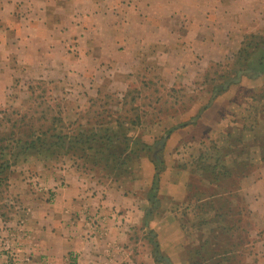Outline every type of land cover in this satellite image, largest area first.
Instances as JSON below:
<instances>
[{
    "label": "crops",
    "instance_id": "crops-1",
    "mask_svg": "<svg viewBox=\"0 0 264 264\" xmlns=\"http://www.w3.org/2000/svg\"><path fill=\"white\" fill-rule=\"evenodd\" d=\"M156 1L164 2L165 8H157ZM253 1L0 0V124L10 126L5 113L18 82L40 79L60 85L63 81L65 86L70 80L74 85L89 84L87 97H94L111 82L126 84L135 71L146 67L167 83L197 81L205 67L238 51L243 35L259 32ZM113 34L115 40L109 38ZM247 86L253 92L263 88ZM214 111L218 113L217 106L197 123L177 129L175 133L182 134L177 144L224 131L223 119L217 120ZM241 122L231 123L227 137L251 130H244ZM177 158L163 161L156 209L150 208L148 196L155 166L146 160L145 184L133 180L128 187L117 178L98 182L71 166L51 173L41 170L33 180L53 193L52 200L42 201L20 172L22 167L29 169L34 158H24L7 186L21 201L12 203L14 213L6 219L0 215L1 228L14 230L2 233L9 240H0V261L7 258L4 249L16 247L17 264H159L158 253L171 264H185L181 211L191 212L196 200L206 208L210 197L220 199L221 192L197 198L194 174ZM256 185H264V174ZM201 188L206 189L204 181ZM249 191L250 186L244 189L246 207L254 211ZM261 196L258 206L264 213V191ZM213 209L220 210L215 205ZM259 259L258 264H264V254Z\"/></svg>",
    "mask_w": 264,
    "mask_h": 264
},
{
    "label": "rangeland",
    "instance_id": "rangeland-1",
    "mask_svg": "<svg viewBox=\"0 0 264 264\" xmlns=\"http://www.w3.org/2000/svg\"><path fill=\"white\" fill-rule=\"evenodd\" d=\"M156 2L157 8H165L164 2ZM251 6L259 14L255 19L259 32L256 35H243L241 48L205 67L200 71L197 81L167 83L155 71L152 73L146 67L135 71L133 78L126 84L111 82L108 90L104 88L94 97H87L85 90L89 84L74 85L70 80L65 86L63 81L60 85L58 82L50 83L40 79L24 84L18 82L11 90V103L5 113V120H8L10 126L0 124V164L7 165L0 173L2 218L6 219V214L14 213L13 202L17 204L21 201L7 191V186L11 176L18 171V162L24 158H34L28 165L29 169L22 167L20 171L25 174L24 180L29 179L30 190L34 195L37 194L39 200L48 201L53 199V193L41 190L38 181L33 179L39 178L41 170L51 173L63 166H71L102 183L117 178L127 187L132 185L133 180H141L140 184H145L143 163L146 160L153 164L156 145L165 134H169L160 152L162 161L166 158L173 161L179 157L181 165L194 174L191 182L197 198L201 193L209 196L221 192L220 199L210 197L206 208L202 209L203 202L196 200L191 212H185L186 209L181 211L182 217H179L178 223L183 227L185 237L183 246L186 256L183 259L187 261L184 263L258 264L259 257L264 254V213H261L258 206L262 204L259 198L262 197L264 185L261 188L256 185L264 174V117L257 113L264 105V99L260 104L259 101L252 103L251 89L247 84H262L263 89L255 91L258 95L263 94L264 84L261 81L264 80V74L258 75L257 72L252 75L250 72L240 82L218 91L216 97H213L216 90L228 80L236 78L239 71L259 70L257 47L264 48V1L254 0ZM110 19L115 20L112 17ZM109 38L115 40L116 34L109 35ZM240 50L244 51L239 53ZM121 60H124L122 56ZM78 67L81 68V65ZM215 106L218 113L214 111V116L219 121L223 119L224 131L216 130L207 135L203 133L196 140L177 144L182 134H176L177 129L169 131L191 119L197 123L207 110ZM242 120L248 128L251 126V130L242 136L238 135L239 132L237 136L227 137L231 123L239 122V126ZM39 130H49L61 136L115 133L121 137L127 136L133 142H113L111 145L112 150L123 154L120 159L125 162L123 165L107 160L110 151L96 143H92L93 150L83 151V145H79L69 152L66 147L57 146L51 151L19 154L21 151L17 148V142L35 141ZM135 142H141L149 149L143 151ZM14 157L17 159L14 160ZM41 166L46 169H41ZM214 177L217 179L214 180ZM203 181L206 189L201 188ZM249 186L248 201L252 197L255 200L254 211L246 207L249 204L244 189ZM149 205L156 209L152 202ZM214 205L220 210H214ZM8 230L14 231L11 226L2 229L0 223V240L8 239L5 234L2 235ZM15 248L3 250L7 258L0 261V264L15 263L13 260L17 259L18 253ZM159 257V264H167L163 260L164 255L159 254ZM177 264L183 263L179 261Z\"/></svg>",
    "mask_w": 264,
    "mask_h": 264
},
{
    "label": "trees",
    "instance_id": "trees-1",
    "mask_svg": "<svg viewBox=\"0 0 264 264\" xmlns=\"http://www.w3.org/2000/svg\"><path fill=\"white\" fill-rule=\"evenodd\" d=\"M257 48L259 51V58L258 59H259L260 67H259L258 71H253L252 75L257 73V72L264 74V48H261V47H257ZM242 51H244V50H240L239 53H241ZM217 90L223 91V89H221V87L218 88ZM250 93H251L250 99H251L252 103L259 101V104H260L261 101L264 99V92H263V94H259V95L256 92L254 93L253 91H250ZM251 107H253V104H251ZM262 107L260 109V112H258L257 114L260 113L261 116L264 117V105ZM194 123L195 122L191 119L189 122H185V123H182L178 126L173 127L169 132L176 130V129H179V128H184V127H186L190 124H194ZM252 127H254V126H252ZM247 128H248L247 125H244V130H246ZM36 136L37 137L35 138V141L30 142V143L21 142V141L17 142V148L19 151H21V153H19V154H35V153H40L41 151H44V150L51 151L52 149H54L57 146L66 147V149L69 152L71 150H73L74 147L76 148L79 145H83L82 146L83 151H84V149L93 150L94 146L92 143H96V144H99L100 147H102L103 149L106 148V150L110 151L109 152L110 156L107 157V160H111L114 164H117V165L118 164L123 165L125 162L123 160L122 161L120 160L121 157H123V154L122 153L118 154L117 152H115V149L112 150L111 145L113 142H121L123 144H128L129 142L132 141L127 136L121 137L115 133L113 135H110L107 133L104 135L92 134L90 136H87L85 134H79L76 136H70V135L61 136L60 134H52V133H50L49 130H39V132ZM228 136H229V138H231L229 133H228ZM235 141L242 142V140H235ZM135 145H138L139 147L141 146L143 151L146 149L147 150L149 149L148 146H146L145 144H143L141 142H135ZM110 148L112 151L110 150ZM13 159L15 160L17 158L14 157ZM152 162L155 166V174H154L152 186H151V189L149 192V200H150V202L153 203V207H155L159 202V200H158V187H159V181H160V174L163 170V161L158 162V161H155L153 159ZM5 164L6 163L0 164V168H2V170H0V173L3 171V168L7 167V165L5 166ZM216 179L217 178L214 177V180H216ZM152 212L153 211H149V216H148L149 218L151 217L150 213L152 215ZM154 247H155V250L157 252H159V245L157 242L154 243ZM158 256H159V253H158Z\"/></svg>",
    "mask_w": 264,
    "mask_h": 264
},
{
    "label": "water",
    "instance_id": "water-1",
    "mask_svg": "<svg viewBox=\"0 0 264 264\" xmlns=\"http://www.w3.org/2000/svg\"><path fill=\"white\" fill-rule=\"evenodd\" d=\"M253 72V70H241L237 73L236 78H232L228 80L224 85L221 86V89L225 90L227 89L231 84H236L241 81L242 77L245 76L246 74ZM258 75H261L259 72ZM218 93V90H216L215 94L213 97H216ZM169 134H165V136L162 138V140L156 145L155 152L153 154V158L155 161L161 162L162 158L160 156V152L164 149L166 141L168 140ZM167 264H171L170 260L168 258L163 259Z\"/></svg>",
    "mask_w": 264,
    "mask_h": 264
},
{
    "label": "built area",
    "instance_id": "built-area-1",
    "mask_svg": "<svg viewBox=\"0 0 264 264\" xmlns=\"http://www.w3.org/2000/svg\"><path fill=\"white\" fill-rule=\"evenodd\" d=\"M16 260H17V259H14V260H13V261L15 262L14 264H16ZM12 264H13V263H12Z\"/></svg>",
    "mask_w": 264,
    "mask_h": 264
}]
</instances>
